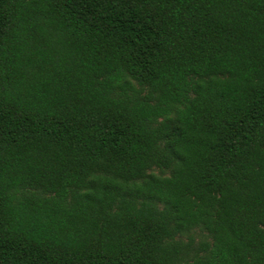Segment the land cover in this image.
I'll return each mask as SVG.
<instances>
[{"label": "trees", "instance_id": "obj_1", "mask_svg": "<svg viewBox=\"0 0 264 264\" xmlns=\"http://www.w3.org/2000/svg\"><path fill=\"white\" fill-rule=\"evenodd\" d=\"M0 264H264V0H0Z\"/></svg>", "mask_w": 264, "mask_h": 264}]
</instances>
